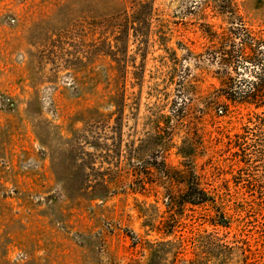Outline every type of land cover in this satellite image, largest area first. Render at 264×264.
<instances>
[{
  "label": "rangeland",
  "instance_id": "rangeland-1",
  "mask_svg": "<svg viewBox=\"0 0 264 264\" xmlns=\"http://www.w3.org/2000/svg\"><path fill=\"white\" fill-rule=\"evenodd\" d=\"M263 74L264 0H0V264H264Z\"/></svg>",
  "mask_w": 264,
  "mask_h": 264
},
{
  "label": "trees",
  "instance_id": "trees-1",
  "mask_svg": "<svg viewBox=\"0 0 264 264\" xmlns=\"http://www.w3.org/2000/svg\"><path fill=\"white\" fill-rule=\"evenodd\" d=\"M256 79L257 81L253 84L251 88L247 89L246 92L240 91L238 94L236 93V97L240 101L245 100L249 103H253L256 107H260L264 105V74L262 76H256ZM185 196H187L186 202L190 205H201L208 202L206 199L207 194L204 191L199 190L198 186L195 184L188 185ZM219 217L221 218V220H224L223 213H220ZM218 224L225 226L224 223Z\"/></svg>",
  "mask_w": 264,
  "mask_h": 264
}]
</instances>
